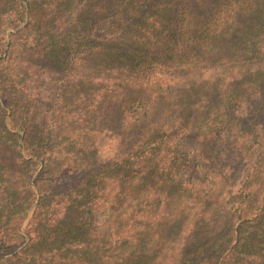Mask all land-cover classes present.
I'll return each mask as SVG.
<instances>
[{
  "label": "trees",
  "instance_id": "16d2710c",
  "mask_svg": "<svg viewBox=\"0 0 264 264\" xmlns=\"http://www.w3.org/2000/svg\"><path fill=\"white\" fill-rule=\"evenodd\" d=\"M263 1L0 0V264H93L156 240L167 176L221 180L264 244V35L237 29ZM225 245L201 264H264Z\"/></svg>",
  "mask_w": 264,
  "mask_h": 264
},
{
  "label": "rangeland",
  "instance_id": "374dc122",
  "mask_svg": "<svg viewBox=\"0 0 264 264\" xmlns=\"http://www.w3.org/2000/svg\"><path fill=\"white\" fill-rule=\"evenodd\" d=\"M262 10L264 1L255 9L256 12L240 17L237 29L243 31L246 25L254 24L264 35V21L260 19ZM64 28L66 27L62 29ZM258 39L263 42L264 36L258 35ZM44 77L53 78L51 69ZM54 82L51 84L52 88ZM30 86L31 90L37 92L44 89V82L42 79L33 80ZM112 140L109 136L105 140H99L94 157L112 155ZM24 174L25 171L15 169L11 185L17 183ZM164 179V182L154 181L158 189L166 188L168 193V215L161 224L159 237L156 240L142 241L137 246L125 244L110 248L92 259L93 264H201L205 259L220 257L225 251L226 241L234 243L235 248L241 251L264 255V244L255 248L253 244L256 239L253 234L249 236L254 227L259 225V221H251L238 229V223L234 221L232 213L228 212V204L232 198L227 197V186L221 180L206 184L198 191H182L171 184L169 176ZM257 189L259 195L264 194V180L258 182ZM202 215L206 219L200 222ZM250 239L253 240L252 248L244 244L245 240L251 244Z\"/></svg>",
  "mask_w": 264,
  "mask_h": 264
}]
</instances>
